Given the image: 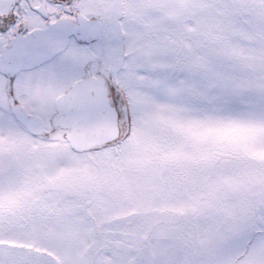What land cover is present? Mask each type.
Masks as SVG:
<instances>
[{"label": "snow or ice", "instance_id": "6c2138e0", "mask_svg": "<svg viewBox=\"0 0 264 264\" xmlns=\"http://www.w3.org/2000/svg\"><path fill=\"white\" fill-rule=\"evenodd\" d=\"M211 7L194 55L168 59L122 44L99 0H0V264H264V0ZM117 162L197 179L130 186L66 249L50 190L101 189ZM148 213L184 217L191 250L150 253V229L112 246L107 221Z\"/></svg>", "mask_w": 264, "mask_h": 264}, {"label": "rangeland", "instance_id": "374dc122", "mask_svg": "<svg viewBox=\"0 0 264 264\" xmlns=\"http://www.w3.org/2000/svg\"><path fill=\"white\" fill-rule=\"evenodd\" d=\"M213 1L177 0L174 3L170 1L171 3H167V5L165 2L160 3L158 1V8H169L168 10H159L160 14H153L155 12L154 8L157 6L154 2L153 5H150L151 2L148 3V7L154 9L153 11L148 10V12L145 9L146 4H138L137 12L130 13L126 17L128 25L125 30V44L131 43L133 47L139 46L141 51H150L156 56L168 59H172V57L169 55L167 47L174 46L173 49L176 52V47L182 45L184 50L181 48L179 58L192 56L195 53L197 42L206 38L204 32L214 12L211 7ZM156 11L158 12V10ZM189 28L192 31H189ZM185 37L191 38L189 46H186L188 41L184 39ZM120 166L121 170L118 169L117 174L121 178L116 182L109 181L101 189L86 193L89 195L86 200H92L89 206V208H92L91 213L77 207L72 201L75 198L69 193L50 190L52 202L61 200L58 202L57 207L65 210L63 216L49 221L50 226L53 228H60L66 224L73 226V230L66 232L61 239V243L66 249L79 246L88 228H94L95 224L106 216L116 215L117 210L133 196L139 198L140 192L131 193L129 191L130 186L133 188L139 186L140 189H144L154 184L162 185L175 197L178 193L186 194L185 189H190L197 179L195 175L188 174L181 180L175 172L158 168L139 169L125 163ZM100 167H106V165H100ZM91 194H93V197H90ZM100 195L103 198L100 197V200H98ZM162 196V193H153V197L157 200L161 199ZM81 205L83 206V203ZM174 215L176 216H172V213H148L144 216L120 217L107 221L103 227L108 230V234L112 235L113 240L116 241L122 239L124 233H141L150 229L148 243L151 252L162 253L168 257H182L187 253L184 240L179 241L178 239V243L168 252L169 245L163 239L170 228H174L178 232L183 229L182 224L175 223L178 213ZM75 228H79L80 231L74 230ZM176 236L180 238L178 234ZM112 246L118 248L114 244Z\"/></svg>", "mask_w": 264, "mask_h": 264}, {"label": "flooded vegetation", "instance_id": "af4514ba", "mask_svg": "<svg viewBox=\"0 0 264 264\" xmlns=\"http://www.w3.org/2000/svg\"><path fill=\"white\" fill-rule=\"evenodd\" d=\"M152 0H99V3L102 4V5H109L112 7L113 11L114 12H118L120 14V18L124 21V29L126 30V26L128 25V23L126 22V17L128 14L130 13H136L137 12V7H138V4L139 5H142L143 4H146V7L145 9L147 10H151L153 11L155 9V12H153V14H160L161 12L159 10H168L169 8H164V7H160L158 8V1L160 3H164L167 5V3H174V2H177V0H154L153 2L157 5L154 9H150V7H148V3H150ZM171 1V2H170ZM153 2H151L150 5H153ZM216 2V0L213 1V4ZM155 6V5H154ZM158 10V12L156 11ZM120 42L122 44H125V36L123 38H121ZM126 45V44H125ZM141 46V45H140ZM174 46H168L167 49L169 50V55H171L172 59H178L180 56V51H181V48L184 50V47L182 45H178L176 47V52L174 51ZM139 50L141 51V48L139 47ZM195 50H196V46H195ZM194 50V52H195ZM143 52V51H141ZM118 163V167L114 168L113 170L118 173V169L121 168L120 165H122L123 163H120V162H117ZM121 170V169H120ZM118 175V174H117ZM119 176V175H118ZM121 178L120 176L115 180V182ZM57 192H61V193H66V194H70L72 197L75 198V200H72L75 205H77V207H80L82 210L84 211H87L90 204L86 203V199L89 197V195H87L86 193H89L90 191L88 190H85V189H74V190H71V189H60V190H56ZM103 195V194H102ZM100 195L98 200H100V197L102 196ZM90 197H93V194L90 195ZM103 197H101L102 199ZM94 199V198H92ZM91 200V199H90ZM61 200H59L58 202H60ZM58 202H55L56 204H58ZM92 202V200H91ZM81 203H83V206L81 205ZM176 234L179 235L180 238H178V236H176ZM167 235L168 238H167ZM169 245V248H168V252L170 250H172V248L175 246L176 243H178V239L179 241L180 240H184L186 242L187 240V236H186V233L185 232H178V231H169L166 236L164 235V238H163ZM170 239V240H169ZM113 244L116 246V247H120V245L118 243H116V240H113ZM149 244V243H148ZM150 245V244H149ZM191 249L186 247V252H189ZM149 252L151 253V250L149 248ZM168 255V254H167Z\"/></svg>", "mask_w": 264, "mask_h": 264}, {"label": "trees", "instance_id": "16d2710c", "mask_svg": "<svg viewBox=\"0 0 264 264\" xmlns=\"http://www.w3.org/2000/svg\"><path fill=\"white\" fill-rule=\"evenodd\" d=\"M172 216H176V215L172 214ZM176 218H177V219H176L175 223L182 224V225H183L182 232L187 233V231H188V225L186 224L184 217H181V216L178 214ZM173 223H174V222H173ZM173 230H174V228H170V229H169V231H173ZM169 231H168V232H169ZM180 232H181V231H180ZM168 236H169V235H167V238H168ZM169 240H170V239H169Z\"/></svg>", "mask_w": 264, "mask_h": 264}]
</instances>
